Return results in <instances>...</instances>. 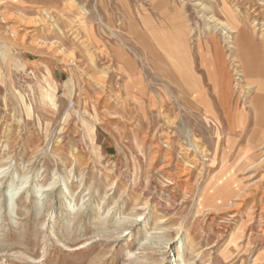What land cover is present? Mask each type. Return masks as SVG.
Wrapping results in <instances>:
<instances>
[{
  "label": "rangeland",
  "instance_id": "obj_1",
  "mask_svg": "<svg viewBox=\"0 0 264 264\" xmlns=\"http://www.w3.org/2000/svg\"><path fill=\"white\" fill-rule=\"evenodd\" d=\"M64 1L0 0L24 40L0 22V264H264L248 103L263 97L264 115V62L230 33L261 46L264 0H197L227 10L229 32L195 0ZM39 10L57 16L49 35L28 24ZM195 145L186 194L176 175Z\"/></svg>",
  "mask_w": 264,
  "mask_h": 264
},
{
  "label": "bare ground",
  "instance_id": "obj_2",
  "mask_svg": "<svg viewBox=\"0 0 264 264\" xmlns=\"http://www.w3.org/2000/svg\"><path fill=\"white\" fill-rule=\"evenodd\" d=\"M75 1H77V0H65L64 1V6H63L64 9L65 10L73 9ZM195 1L196 2H195L194 5H197L198 8H200V11H202L204 14L206 13L207 15L210 14V16H208L207 19H208V21L211 20V22L214 23L216 28L221 29V30H227L228 32L232 31L234 29L232 27V25H231V18L229 17V12H227V10H225L226 13L224 12L226 14L225 18H226L227 21H224V19H223L222 21H224V22H222V21H219L218 19L214 18L213 14H212V11H211V9L209 7H206L202 3H198L197 0H195ZM235 2H236V0H235ZM6 14L7 13H4L3 10L0 11V22L5 24V27H6L5 31L7 32V37H9V39L12 40L14 43H17V44L18 43H22L24 40H22L23 37H19V33H20L19 27H20V25L18 23L17 24L11 23L10 20L8 19V14L7 15ZM57 20H58L57 16L56 17L53 16L50 11L48 12V11H44V10H39L37 12V14L34 15L28 21V24H30V26H32V27H33V25H35V27L38 28V31H39L40 34L43 33V35H49L50 33L49 34H47V33L50 32V30L56 29L58 27ZM255 22L256 21H254V23ZM230 33H234L235 35L237 34L236 37L234 38L235 41L232 42V43L230 42L232 44V47H234V46L245 47L246 50L249 53L255 54V56H256L255 58H258V61H260V63L264 62L263 61L264 60V43H262V40H264V31L263 30L261 31V35H260L261 46H259V47H258L257 44L256 45L253 44L254 42H253V35L252 34H251L252 36H245V34H243V32L241 30L239 31L238 29L237 30L235 29L234 31H232ZM60 34L63 35V32L60 33ZM72 34H76V31H73ZM76 36H77V34L75 35V37ZM232 38L233 37L228 36L229 40H231ZM225 41H227V40H225ZM142 42H143L144 45L147 44L146 40H142ZM33 44H35V43H33ZM49 45H54V44L50 43V44H48L47 47H49ZM55 52L59 53V54H63L62 50H60V49H56ZM71 54L70 55L69 54L65 55V61L67 63H69V64L70 63L71 64L74 63V57ZM233 61H234V59H233ZM239 77L240 78L244 77V79L246 78L243 71H241V74H240ZM227 87L229 89V85H227L226 88ZM262 99H263V97H256L255 99H252L250 102H248L250 107H251V112H253L255 114L254 125L259 129L258 130L259 133H258L257 146H259L262 143H264V115L262 114V109H263L262 108V105H263L262 104ZM165 143H167V142H165ZM193 147H194V150L185 149L186 151L183 152L184 155H183V159L180 161V169H179V171H178V173L176 175L178 178H181V182H182L181 186L183 185V192L186 193V194H188L189 181H191L190 178H189V174L191 172V169H194L197 166V163H196V159L197 158H196V154L194 153V151L195 152L198 151L200 154H202V156H203V154H205L204 150L202 148L197 147L196 145L193 146ZM263 147H264V144H263ZM172 180H170V181L172 182ZM22 182H23L22 178L21 179H17V180L11 179V180H9L7 182V184L5 186V191L3 193L4 194V199H5V206L7 207V212H9V210L11 208V205L13 204V201L15 200L14 198L21 191ZM239 196L240 195H237L236 199H238ZM239 204L240 203H237V202H236V204H234L235 208L231 212H229V216L226 219V220H228V223L231 222V221H238L237 233L241 229L242 224H243V222L239 220L243 216V214H242V212H241V210L239 208ZM252 204L253 203H251V205ZM35 205H36V203H35ZM254 205H256V204H254ZM257 205H258V203H257ZM62 206H63V209L66 212L67 202L63 203ZM228 207H230V206H228ZM66 213H68V215L72 214V213H69L68 211ZM254 217L257 218L258 221H261V219L263 220V218H264V206L258 207V211L256 212ZM223 229H226V228L223 227ZM222 235H223V233L221 234V236Z\"/></svg>",
  "mask_w": 264,
  "mask_h": 264
}]
</instances>
